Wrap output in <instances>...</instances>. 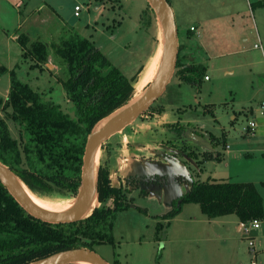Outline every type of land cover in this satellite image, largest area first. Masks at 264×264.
Instances as JSON below:
<instances>
[{"label":"rangeland","instance_id":"rangeland-1","mask_svg":"<svg viewBox=\"0 0 264 264\" xmlns=\"http://www.w3.org/2000/svg\"><path fill=\"white\" fill-rule=\"evenodd\" d=\"M47 1L54 10L52 11L49 7H43L36 12L32 10L31 15L25 17L21 22L17 32V42L0 29V95L2 97H6L8 94L10 71L14 70L22 81L27 82L34 90L40 92L44 98L59 103L65 112L73 115V104L67 98L66 90L62 84L66 77V71L54 53V45L66 37L71 30H76L81 35L92 39L95 46L127 76L134 74L137 67L150 58L156 47V53L147 62L141 76L139 75L140 78L134 83L133 97L144 91L159 67L163 34L158 17L147 0ZM249 1L253 0H171L178 25V42L187 43L179 51L180 54L185 53L181 62H192V57L202 59L207 65L205 74L208 78L205 79L203 76L199 86L194 87L190 83L180 81L175 67L174 74L165 86L163 94L151 103L144 113L129 122L123 130L111 135L102 143L98 163L113 169L112 172L110 170L113 179L116 177L114 172H119L112 167L116 163L114 160L122 158L123 154H129L128 148H126L128 144L125 142L126 136H129L127 140L130 138L134 140L136 135H141L145 129L152 127V124L149 123L154 122L156 115L163 114L165 111L169 113L178 111L179 113V109L180 111L184 109L186 118H189L193 124L207 129L214 134L213 136L221 137L222 134H225L228 144L237 141L246 132L244 126L254 116V112L250 110L249 106L254 108L264 93V80L261 78L263 75H260L261 60L263 59L262 49L264 50V34L260 28L261 25L259 22L252 23L248 11H244L241 22V17H236L234 8H238V5L247 7ZM76 5L80 7L77 16L74 14ZM199 13L204 16V22L197 19ZM257 19H260L259 14H256ZM118 20L122 21L119 25L117 24ZM191 25L200 28L202 34L198 36L195 31L191 34L192 37H187L186 33ZM255 26H259L258 30L262 33L260 37L257 36ZM23 35H27L26 48L33 46L36 42L47 44L48 59L42 65H34V60L30 56L22 55L23 50L18 39ZM245 35L247 36L246 41L243 40ZM178 44L180 46V43ZM254 44L258 47L254 48ZM187 45L189 47L185 50ZM186 51L189 55L186 54ZM228 63L234 65L232 74H226L222 68ZM179 81L182 83H178ZM168 103L176 107L170 108L167 106ZM160 108L163 109L162 112H159ZM190 108H196L202 114H191L193 109ZM234 115L235 119L232 118ZM1 116L6 118L4 113H1ZM7 123L12 136L19 139V127L11 119H7ZM169 128L173 129L174 127L172 125ZM156 130L154 129V131ZM211 133H206V137L212 145V142H217L218 139H212ZM249 137L250 135L246 134V138ZM162 143L163 141L160 142L163 146ZM165 143L167 144L168 141ZM168 146L171 147V145ZM174 147L175 150H179L180 154H177V158L183 161L192 181L194 179L203 181L209 175H214L212 170L215 166H212L214 163L205 162V160L202 163L198 162L201 159V154L212 149H208L194 140L179 142ZM163 149L161 147V152L158 154L160 158L163 156L161 153H164L165 150L171 151L168 149L163 151ZM223 149V144L218 143L214 146L213 151H222ZM152 152L155 151L146 149L144 154H152ZM191 152L192 154H190ZM169 154L172 155L173 151ZM217 165L223 170V165L218 163ZM179 179L181 178L178 177V182H180ZM122 184L125 186L136 185L135 181L128 177L123 179ZM179 186V188L174 186L163 190L160 198L154 190L146 197L135 195L130 200L131 207L115 214L114 240L116 245L101 244L96 246L95 250L110 263L113 257L117 258L118 244H123L125 249H129L130 246L135 247L133 243L135 239L148 240L156 228L155 220L153 221L150 215L153 213L164 214L173 208L175 205L171 203L172 195L177 190L184 188L181 184ZM128 194L131 196V193ZM38 197L51 204L75 199L74 197L64 199L49 196ZM188 204L183 216L188 214V210L191 214L199 211V204L192 202ZM144 209H148L149 213L144 212ZM154 239L153 237V243L156 244L155 250L157 243ZM126 241H129L128 244Z\"/></svg>","mask_w":264,"mask_h":264},{"label":"trees","instance_id":"trees-1","mask_svg":"<svg viewBox=\"0 0 264 264\" xmlns=\"http://www.w3.org/2000/svg\"><path fill=\"white\" fill-rule=\"evenodd\" d=\"M187 32L189 36L193 33L190 29ZM26 36L18 39L22 55L30 56L34 65H42L48 59L47 44L36 42L26 48ZM182 46H178V52ZM54 48L66 71L62 84L73 104V115L10 71L8 94L0 95V162L34 194L64 199L78 193L89 134L98 121L132 99L143 65L127 76L92 39L76 30H71ZM182 56L185 53H179L176 74L180 81L199 86L206 67L181 62ZM7 119L19 127V139L12 136ZM212 139H218L212 140L213 146L223 143L217 136L212 135ZM220 154L205 151L198 162L219 160ZM96 191L99 205L89 216L74 222L51 223L28 213L0 181V264H28L69 248L95 250L101 244L115 245V214L131 207L127 195L131 189L114 185L110 169L99 163ZM185 202L199 204L208 217L234 213L242 222L264 217L262 198L251 182L197 179L181 196V203ZM180 208L166 213L164 218L175 215ZM112 264L119 263L115 259Z\"/></svg>","mask_w":264,"mask_h":264},{"label":"crops","instance_id":"crops-1","mask_svg":"<svg viewBox=\"0 0 264 264\" xmlns=\"http://www.w3.org/2000/svg\"><path fill=\"white\" fill-rule=\"evenodd\" d=\"M43 7H49L52 11L54 10L47 0H0V29L2 32L8 34L12 40L16 41V38L18 37L17 32L22 20L31 15L30 12L32 10L35 12L40 11ZM234 8L237 14L236 17H241V22L243 21L244 11H248L252 23L255 24V22H259L261 25L260 28H262L264 34V0L249 1L247 7L238 5V8ZM172 9L174 13L173 6ZM256 14H259L260 19L256 20ZM197 19L201 22H204L205 20L202 13H199ZM194 27L196 28L198 36H200L202 34L200 28L198 29L196 25ZM255 29L257 31V36L260 37L262 33L258 30L259 26H255ZM192 32L195 33V31ZM186 35L189 38L192 37L188 35V32ZM243 40H247L246 35L243 36ZM182 42H179L180 45L183 44L186 46L187 43ZM188 47L189 45L185 47V50H187ZM155 51L156 47L150 58L154 56L156 53ZM186 52V54H188V51ZM194 53L197 56L195 51ZM262 56L263 59L261 60L262 67L260 68V75H263L261 78L264 80L263 49ZM150 58L142 64L143 67L140 74H142V71ZM192 62L199 64L204 63V66H207L206 63L198 57H192ZM192 62L187 61L186 63L189 64ZM233 66L234 65L228 63L222 68L226 74H232L234 73ZM140 76L138 78H140ZM206 76L207 74L205 75V79ZM178 83L182 82L179 81ZM262 97L263 95L260 96V99ZM258 104L259 102L254 108L253 106H249L250 110L254 112L252 118L255 119L257 126L254 132L247 130L246 124L244 126L246 132H244L241 138L237 141H232V144H228L227 137L225 134H222L221 137L223 139L222 144L224 149L220 151V159H209L205 160V162L211 161L214 163L212 166L215 165L212 169L214 175H209L206 179H214L216 181L225 180L239 183L251 182L255 184L262 198L264 208V115L259 113ZM164 106L174 108L173 106L175 105L168 103L167 106ZM183 111H180V109L179 113L178 111H172L171 113L165 111L163 114L156 115L154 122L149 123L152 124L154 129H157L156 131H154L152 127H148L149 129H145L143 134L136 135L134 140L132 138L127 140V137L129 136H126L125 142L128 143L126 148H128L129 154H123L122 158H118L116 161L114 160L116 163H114L112 167L114 170L119 171L114 172L116 175L114 179L111 176L114 185L122 184L124 178L131 177L136 184L134 185L136 189L131 192V196L134 197L135 195H138L146 197L154 190L159 198L163 190H168L174 186L175 188L180 187L175 183V181H178L177 177L175 181L166 180L163 184L165 187H159L156 184L158 183L156 181H158L159 178H152L150 175L153 172H159L162 174L165 169L162 165L163 161L159 157L160 155H158L161 152V147L168 150H174V146L179 142L182 143L190 140H194L200 145H203L204 143L202 144L200 142L199 137H197L198 135L208 139L206 133L209 134L211 132L193 124L189 118H186ZM192 113L202 114V112L196 108L192 110L191 114ZM232 118L235 119L236 116L234 115ZM172 125L174 128H169V126L172 127ZM211 134L214 135L213 133ZM246 134L250 135V137L246 138ZM165 140L168 141L167 144L165 143L167 142ZM161 141H163V146L160 144ZM168 145H171V147ZM146 149H151L155 152H152V154H144ZM164 153L162 152L161 156L163 155V157L168 156L171 158L172 155L169 154L171 151L165 150ZM217 163L224 166L223 170L222 168H218L219 166ZM175 166H178V164H175ZM110 170L112 172L113 169L110 168ZM179 178L182 179H179V183L183 185L184 188L183 190H177L175 194L172 195L171 203H174L175 206L166 211V213L173 211L176 207H181L180 211L167 218H164L166 213H153L150 215L152 216V220H155L154 224H156L154 234L151 235L148 240L142 241L141 239H135L133 242L135 247L130 246L129 249H125L123 244H118L117 258L113 257L112 262L109 264H112L115 259H117L119 264H252V262H255L256 264H264V217L260 219V227L253 228L251 221L242 222L234 213L208 217L206 214L204 215L202 213L201 209H199L198 212H192V214L188 210V214L183 216L185 209L189 206L188 203L190 202L181 203L180 201L177 205V200L180 196H183L188 189H190L191 185H189L188 181H185L186 179L182 177ZM137 208L142 209L141 207ZM143 211L149 213L148 209H144ZM164 226L166 227L165 230L163 229ZM164 233L165 235H163ZM153 237L155 238V243H157V248L155 250L154 248L156 247V244L153 243ZM249 240L253 242L252 245H250ZM128 242L129 241H126L127 244Z\"/></svg>","mask_w":264,"mask_h":264},{"label":"water","instance_id":"water-1","mask_svg":"<svg viewBox=\"0 0 264 264\" xmlns=\"http://www.w3.org/2000/svg\"><path fill=\"white\" fill-rule=\"evenodd\" d=\"M147 2L149 3L154 14H156L158 17V20L160 22L159 25L161 27V33H162V29L164 28L163 30L165 31L164 33L166 35L167 55L163 67V73L158 79L153 89L151 90L152 92L147 97H145L144 100L127 108L124 113L118 116L106 128L94 132V128H95L94 126L87 139V143L83 155L82 168H81L80 186L78 189V193L74 197L75 198L74 206H72L67 212H58V213L46 211L39 208L30 200L26 192L20 186V182L22 181L6 165L0 162V181L14 196V198L31 215L43 221L51 222V223L74 222V221L82 220L87 216H89L94 210V208L97 207L99 204L97 198V191H96L98 165L96 170L94 191L91 188L94 156L96 150L101 148L102 143L106 141L107 138L123 130V128L126 127V125L129 122H131L137 116L144 113L145 109H147L151 103H153L163 94L165 86L168 84L171 77L173 76L174 74L173 70L175 68L179 53L178 52L179 42H178L176 18H175V14L173 13L171 2H169L168 0H147ZM129 102H127L126 104H128ZM125 106L126 105L118 108L117 110H115L114 112L108 115H111L119 111V109ZM107 116L104 117L103 119L107 118ZM197 137H199L200 142L202 144L204 143L203 144L204 146H206L208 149L214 150V146L210 144L207 138L201 137L200 135H198ZM172 151L173 154L171 158L168 156L165 157L162 156L161 158L163 161L162 165L165 168L162 174H160L159 172H153L150 176L152 178L153 177L157 179L159 178V180L156 181L158 182L156 184L159 187H165L163 184L166 182V180L175 181L176 177L177 178L182 177L186 179L185 181H188L189 185H191L193 181L191 180V176L189 172L186 170L185 166L183 165V161L177 158V154H180L179 150L172 149L171 152ZM175 164H178V166H175ZM175 183H177V186H179L180 184L178 181L177 182L175 181ZM94 200L97 201V204L95 206H93ZM180 201H181V196L177 200V205L180 203ZM163 229L165 230L166 227L164 226ZM163 235H165V233ZM79 260H88L93 264H109L96 250L85 247H75V248L62 250L53 253L47 257H44L42 259L30 262L28 264H67V263L80 264Z\"/></svg>","mask_w":264,"mask_h":264},{"label":"bare ground","instance_id":"bare-ground-1","mask_svg":"<svg viewBox=\"0 0 264 264\" xmlns=\"http://www.w3.org/2000/svg\"><path fill=\"white\" fill-rule=\"evenodd\" d=\"M164 29V28H163ZM162 29V47H161V56H160V61H159V67L156 69V74L153 77L152 81L149 83V85L144 89L143 92L137 93L136 96L132 98V100L126 104L125 107L119 109V111L108 115L107 118L101 120L95 125L94 132L100 131L104 128H106L112 121H114L118 116H120L122 113L126 111L127 108L137 104L138 102L142 101L147 97L152 91L153 87L157 83L158 79L163 73V67L165 64V59H166V35L165 31ZM100 149L96 150L95 156H94V164H93V173H92V179H91V188L94 191L95 188V178H96V170H97V165H98V157H99ZM20 186L22 189L26 192L30 200L39 208L50 211V212H67L72 206L75 204V199L71 200H64V203H59V202H54L55 204H51L42 198L38 197L36 194H34L32 191H30L22 182H20ZM72 198V197H71ZM61 202V201H60ZM97 201L94 200L93 206H95V203ZM80 264H93L88 260H79Z\"/></svg>","mask_w":264,"mask_h":264},{"label":"built area","instance_id":"built-area-1","mask_svg":"<svg viewBox=\"0 0 264 264\" xmlns=\"http://www.w3.org/2000/svg\"><path fill=\"white\" fill-rule=\"evenodd\" d=\"M79 10H80V7L79 6H75L74 7V14L77 16L79 15ZM190 30L191 31H196V28L194 26H191L190 27ZM254 47H257V45H254ZM207 78V76H206ZM258 107H259V113L261 115H264V93H263V97L259 100V104H258ZM256 122H255V119L254 118H251L248 122H247V125H246V129L249 130L250 132H254V130L256 129ZM252 222V226L253 228H259L260 225H261V222L260 220L258 219H253L251 220ZM250 242V245L253 244V242L251 240H249ZM252 264H256L255 262H252Z\"/></svg>","mask_w":264,"mask_h":264},{"label":"flooded vegetation","instance_id":"flooded-vegetation-1","mask_svg":"<svg viewBox=\"0 0 264 264\" xmlns=\"http://www.w3.org/2000/svg\"><path fill=\"white\" fill-rule=\"evenodd\" d=\"M128 178H130V180L132 179L131 177H128ZM121 185L122 186H125L123 184H121ZM127 186L131 189V192H133V190L136 189V187L134 186V184H133V186H129V185H127ZM127 186H125V187H127ZM131 192H129V193H131ZM127 195H128L129 198H131V199L133 198V196H129V194H127Z\"/></svg>","mask_w":264,"mask_h":264}]
</instances>
